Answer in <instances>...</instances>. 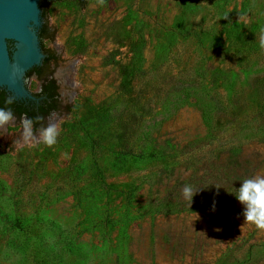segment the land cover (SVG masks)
<instances>
[{
    "label": "rangeland",
    "instance_id": "1",
    "mask_svg": "<svg viewBox=\"0 0 264 264\" xmlns=\"http://www.w3.org/2000/svg\"><path fill=\"white\" fill-rule=\"evenodd\" d=\"M45 14L58 105L41 126L59 135L18 147L20 118L0 129V264H264L232 194L264 176V0Z\"/></svg>",
    "mask_w": 264,
    "mask_h": 264
},
{
    "label": "water",
    "instance_id": "2",
    "mask_svg": "<svg viewBox=\"0 0 264 264\" xmlns=\"http://www.w3.org/2000/svg\"><path fill=\"white\" fill-rule=\"evenodd\" d=\"M41 1L0 0V88L14 99H36L25 80L27 71L44 58L43 41L40 44L38 36ZM45 1L46 5H58L68 0Z\"/></svg>",
    "mask_w": 264,
    "mask_h": 264
},
{
    "label": "clouds",
    "instance_id": "3",
    "mask_svg": "<svg viewBox=\"0 0 264 264\" xmlns=\"http://www.w3.org/2000/svg\"><path fill=\"white\" fill-rule=\"evenodd\" d=\"M105 0H98L103 6ZM259 47L264 50V27L260 30ZM11 105L14 103V97H9L6 101ZM16 117L11 108H0V129L14 124ZM20 138L14 141L18 147L30 144L38 139L45 146L51 147L57 142L59 135L55 124L49 123L39 128L34 127V121L26 115H22L19 122ZM194 194L191 185H185L183 195L186 199L192 198ZM235 199L243 206L242 216L245 223L254 225L257 229L264 230V176L246 178L241 181L238 188L232 190Z\"/></svg>",
    "mask_w": 264,
    "mask_h": 264
},
{
    "label": "trees",
    "instance_id": "4",
    "mask_svg": "<svg viewBox=\"0 0 264 264\" xmlns=\"http://www.w3.org/2000/svg\"><path fill=\"white\" fill-rule=\"evenodd\" d=\"M79 3L83 4L85 0H78ZM47 1L43 0L40 2L41 7V16L42 23L38 28V36L41 44V40L47 30V23L45 20V6ZM42 47V46H41ZM45 53H49L48 50H43ZM50 58H55L53 53H49L44 59L46 62ZM33 71L37 73L40 72V67L34 66L26 73V77ZM56 85L53 79L47 80V83L43 84L42 93H45L48 98L51 99V102L47 103L43 100V104H37L35 100L31 99H14V103L9 105L6 103L7 99L10 97V94L3 88H0V108H11L16 118H21L22 115H26L29 118H32L34 121V127H40L45 121V116L50 115L53 111L56 110L58 101L57 93L55 91ZM36 95V94H35ZM44 103L47 105L43 107ZM40 112V113H39ZM38 113L40 115H38Z\"/></svg>",
    "mask_w": 264,
    "mask_h": 264
},
{
    "label": "flooded vegetation",
    "instance_id": "5",
    "mask_svg": "<svg viewBox=\"0 0 264 264\" xmlns=\"http://www.w3.org/2000/svg\"><path fill=\"white\" fill-rule=\"evenodd\" d=\"M9 45H11V44L9 43ZM42 51H43V49H42ZM43 53H44V58H45L50 52L49 53H45L43 51ZM44 58L42 59V62L39 65H37L38 67H40V72L39 73H37L36 71L31 72V73H34L36 75V77L39 79V87H38L37 91H32L34 94H36L35 95L36 96L35 101H36L37 104H43V102H42L43 100H45L47 103L51 102V99L48 98L45 93H42V87H43L44 83H47V80L53 79L50 76V73H49V71L47 69V65H48V63L50 61H54L55 58H50L46 62L44 61L45 60ZM54 82H55V85H56L55 91L57 93V101H58V85H57L55 80H54ZM46 106L47 105L44 103L43 107H46ZM39 113H38V115H40ZM48 116L49 115H46L44 119H46Z\"/></svg>",
    "mask_w": 264,
    "mask_h": 264
}]
</instances>
